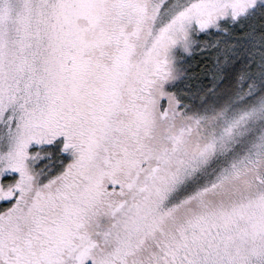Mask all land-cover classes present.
<instances>
[{"label": "snow or ice", "instance_id": "6c2138e0", "mask_svg": "<svg viewBox=\"0 0 264 264\" xmlns=\"http://www.w3.org/2000/svg\"><path fill=\"white\" fill-rule=\"evenodd\" d=\"M0 264H264V0H0Z\"/></svg>", "mask_w": 264, "mask_h": 264}]
</instances>
